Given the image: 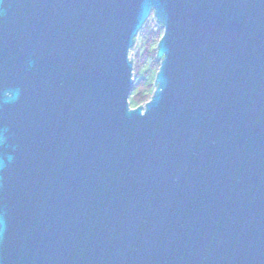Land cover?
I'll return each instance as SVG.
<instances>
[{
    "label": "water",
    "instance_id": "obj_1",
    "mask_svg": "<svg viewBox=\"0 0 264 264\" xmlns=\"http://www.w3.org/2000/svg\"><path fill=\"white\" fill-rule=\"evenodd\" d=\"M0 264H264V0H0Z\"/></svg>",
    "mask_w": 264,
    "mask_h": 264
},
{
    "label": "trees",
    "instance_id": "obj_2",
    "mask_svg": "<svg viewBox=\"0 0 264 264\" xmlns=\"http://www.w3.org/2000/svg\"><path fill=\"white\" fill-rule=\"evenodd\" d=\"M162 35L163 30L151 17L130 53L134 60V88L130 98L132 108L143 106L153 96L155 77L160 68V62L156 59L157 45Z\"/></svg>",
    "mask_w": 264,
    "mask_h": 264
},
{
    "label": "rangeland",
    "instance_id": "obj_3",
    "mask_svg": "<svg viewBox=\"0 0 264 264\" xmlns=\"http://www.w3.org/2000/svg\"><path fill=\"white\" fill-rule=\"evenodd\" d=\"M130 98H131V96H130ZM145 104H146V103H145ZM145 104H144V105H145Z\"/></svg>",
    "mask_w": 264,
    "mask_h": 264
}]
</instances>
